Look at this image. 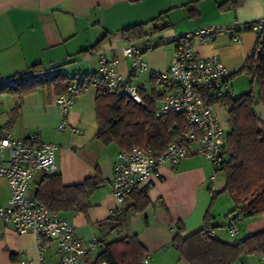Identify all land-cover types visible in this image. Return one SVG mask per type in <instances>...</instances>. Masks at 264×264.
<instances>
[{
  "label": "crops",
  "instance_id": "obj_1",
  "mask_svg": "<svg viewBox=\"0 0 264 264\" xmlns=\"http://www.w3.org/2000/svg\"><path fill=\"white\" fill-rule=\"evenodd\" d=\"M193 1L198 3V18H190L185 10V5ZM226 1L233 0H0V76L48 66H62L65 73L95 72L97 55L103 50H109L118 58L116 69L126 76L131 62L119 49L131 42L122 41L119 31L129 25L150 23L153 19L158 26L169 28L158 33L166 45L143 55L148 70L136 82L144 87L147 95H151L150 71H163L168 66L173 48L171 38L202 26L220 25L224 30L206 41L196 37L194 49L202 57L217 55L233 75L254 46L256 34L247 30L246 24L264 16V0H242L238 6L220 9L219 4ZM236 34L239 42L232 40ZM104 35L106 41L99 52L87 57L78 54ZM144 38L147 36L141 39ZM150 89L157 94L152 84ZM56 95L55 85L50 82L22 91H1L0 125L16 138L38 134L42 141L56 144V173L64 186L80 184L96 170L101 173L103 182L90 197L85 213L60 212L74 227L77 238L83 241L96 238L100 246L99 241L104 239L99 237L98 230L106 235L115 232L110 231L107 219L119 206L111 190L119 150L97 139L96 94L92 89L74 99L68 114L69 125L61 131L56 130L60 120ZM217 110L220 108L214 107L218 115ZM161 175L146 192L149 206L130 217V230L147 251L145 264H187L178 256L172 242L176 225L181 226L179 233L185 238L202 229L206 212L212 218V234L222 241H241L250 234L264 231V215L244 217L236 211L238 233L233 240L226 237L227 213L233 208V202L227 193H218L225 185L223 173L213 169L201 156L192 154L177 166H163ZM44 177L42 173L34 174L28 186V197L35 199ZM212 177L217 193L214 197L208 192ZM9 194L7 180L0 177V205L6 203ZM43 253L49 262L59 256L55 242L46 243ZM36 254L32 234L19 235L12 225L0 223V264H20V259L35 258ZM96 255L92 256L91 252L86 264Z\"/></svg>",
  "mask_w": 264,
  "mask_h": 264
},
{
  "label": "built area",
  "instance_id": "obj_2",
  "mask_svg": "<svg viewBox=\"0 0 264 264\" xmlns=\"http://www.w3.org/2000/svg\"><path fill=\"white\" fill-rule=\"evenodd\" d=\"M246 27L256 35L264 32V16L248 22ZM223 30L220 25H208L172 37L173 48L167 68L150 71L151 82L159 88L155 116L164 119L171 114L179 115L183 117V127L161 153L150 147L117 152L111 190L119 205L129 193L147 191L151 183L160 180L163 166H177L192 154L201 156L213 169L227 162L228 121L227 118V122L219 118L214 105L220 103L224 107L223 100L232 97L231 74L217 55L202 57L193 47L196 37L206 41ZM232 40L239 42V35H234ZM163 42L162 36L155 35L151 39L144 38L121 46L120 53L131 62L126 76L117 71L119 60L109 50L98 53L95 72L63 73L66 86L55 97L60 110L56 130H64L69 125L68 114L74 99L89 89L98 96L124 95L143 105L140 91L144 87L136 82L148 70L143 55ZM60 73V67L48 66L0 76V92L22 91ZM72 131L76 132V129ZM56 149V144L42 141L38 134L16 138L0 125V177L5 178L10 186L6 203L0 205V223L12 225L19 235L32 234L37 245L35 258L20 259V264H86L88 256L98 246L96 238L88 241L77 238L74 227L60 213L49 211L27 195L34 174L49 176L56 173ZM208 192L211 197L216 193L213 177ZM114 213L115 210L110 215ZM226 232L228 236L236 237L238 216L229 215ZM49 242H55L57 246L59 256L56 261L49 262L44 257L45 244ZM260 257L264 259V255ZM143 263H147V257Z\"/></svg>",
  "mask_w": 264,
  "mask_h": 264
},
{
  "label": "trees",
  "instance_id": "obj_3",
  "mask_svg": "<svg viewBox=\"0 0 264 264\" xmlns=\"http://www.w3.org/2000/svg\"><path fill=\"white\" fill-rule=\"evenodd\" d=\"M241 2L242 0L226 1L219 4V8L235 7ZM185 10L190 18H198L197 1L186 4ZM155 20L122 28L119 31L120 39L133 42L168 30L169 26H158ZM246 29L248 30L247 27ZM106 37L104 35L90 48L78 54L87 57L99 52ZM52 67L62 69V66ZM242 70L250 75L251 82H255L256 91L250 89L239 96L223 100L227 107L229 127L226 136L228 160L216 168L225 178V185L218 193H227L233 202L228 215L256 217L264 215V124L253 111V105H264V32L256 35V41ZM63 73L62 69V73L44 82L53 83L57 94L62 93L66 86ZM140 94L143 105L120 94L95 96L97 139L106 146L113 144L122 151L150 147L161 153L170 140L179 134L183 127V117L174 114L164 119L156 117L159 95L153 92L147 95L144 91H140ZM102 182L103 177L98 170L82 183L71 186H64L60 175L54 173L45 176L39 183L35 199L51 212L76 210L85 213L90 206V197ZM146 192L129 193L115 209V213L109 215L107 223L110 224V231H115L117 236L108 241L100 240L101 249L88 264H144L147 251L137 235L130 230V217L144 212L149 206L150 200ZM236 211L238 215L234 214ZM211 220L209 212H206L202 229L185 238L180 236L181 226L176 227L172 242L178 256L187 264H234L243 255H264V231L250 234L241 241L226 242L212 234Z\"/></svg>",
  "mask_w": 264,
  "mask_h": 264
},
{
  "label": "rangeland",
  "instance_id": "obj_4",
  "mask_svg": "<svg viewBox=\"0 0 264 264\" xmlns=\"http://www.w3.org/2000/svg\"><path fill=\"white\" fill-rule=\"evenodd\" d=\"M154 35L155 34L148 35L147 38L151 39V38H153ZM156 35H158V34H156ZM165 45L166 44L164 41L161 45H158L156 48H160V46H165ZM244 62H245V59H243L241 61L240 67H237L235 73H233V75H231V82H232V86L234 89L232 97L239 96L245 92H248L250 89L256 91L255 82H251L250 75H248L245 70H242ZM151 84H152V86H154L153 83H150V85H148L150 93H152V91L150 89ZM155 88L157 91L159 90L158 86H156ZM214 107L217 109L220 108V111L217 110L218 115L221 118V120H223L224 122H227L226 121L227 107L226 106L223 107L220 103L215 104ZM5 155L7 156V153ZM98 235L100 238L104 239L105 241L112 240V239L116 238V236H117L115 232L106 235V233H103V230H101V229L98 230ZM226 237L229 240H233L232 237L228 236V234L226 235ZM100 249H101V247H99V246L97 248H95L92 251V256H95L97 254V252L100 251ZM234 264H264V259L258 257V255H254V254L249 255L248 254V255H243Z\"/></svg>",
  "mask_w": 264,
  "mask_h": 264
},
{
  "label": "water",
  "instance_id": "obj_5",
  "mask_svg": "<svg viewBox=\"0 0 264 264\" xmlns=\"http://www.w3.org/2000/svg\"><path fill=\"white\" fill-rule=\"evenodd\" d=\"M253 111L258 116L259 121L264 124V105L261 103H257L253 105ZM100 264H106L105 262H102Z\"/></svg>",
  "mask_w": 264,
  "mask_h": 264
}]
</instances>
